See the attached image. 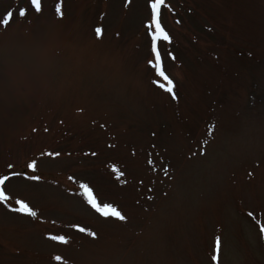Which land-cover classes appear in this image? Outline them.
I'll list each match as a JSON object with an SVG mask.
<instances>
[{"label":"rangeland","instance_id":"374dc122","mask_svg":"<svg viewBox=\"0 0 264 264\" xmlns=\"http://www.w3.org/2000/svg\"><path fill=\"white\" fill-rule=\"evenodd\" d=\"M29 2L0 0V187L36 217L0 204V264H214L217 239L264 264V0H165L176 99L151 0Z\"/></svg>","mask_w":264,"mask_h":264},{"label":"snow or ice","instance_id":"6c2138e0","mask_svg":"<svg viewBox=\"0 0 264 264\" xmlns=\"http://www.w3.org/2000/svg\"><path fill=\"white\" fill-rule=\"evenodd\" d=\"M29 7L35 11L36 14H40L42 12V3L41 0H30ZM147 7L150 9V21L148 24L145 25L146 29L148 30V35L151 37V51L155 55V62L151 65L156 70V75H158L162 81L165 83L158 84L157 87L161 88L163 91L172 94L173 93V84L172 81L165 75L162 69V61L159 51L157 50V42L163 41L165 43H171L169 35L164 30L161 24V10L162 8H168L165 0H151L148 3ZM171 10V9H169ZM61 9L59 6L56 7V13L59 15ZM26 13L24 11L19 12V17L24 18ZM12 20V13H8L2 21V25L6 28L9 25V22ZM99 29H97V33H99ZM172 99H176V96L172 94ZM48 155H52L49 153ZM27 168L30 172H35L37 170L36 164L31 163L27 165ZM112 171L114 173H118V170L113 168ZM16 176H21V173L17 172ZM24 179H33L31 176H24ZM117 178H119V174H117ZM10 177L5 176L3 179H0V186H4L6 181H8ZM80 188L83 189L84 199L87 205L100 217L104 219L113 218L115 220L123 221L125 217L121 215V213L110 204H104L98 201L96 196L94 195L93 191L85 184H81ZM11 197L6 194V191L3 187H0V204L4 205V207L8 208L9 211L12 212H19L22 215L35 218L36 213L32 211L29 206L22 202L21 200H15L12 207H9L8 202L10 201ZM18 205V207H16ZM75 231L84 233L88 236H91L95 239V235L92 232H87L83 227H77ZM261 232H264V228L260 229ZM47 239L54 241L59 244H68V240L65 239L63 236H49ZM214 255L212 256V261L214 264L217 262V257L220 253V240L217 239L215 241L214 247ZM59 259V258H57Z\"/></svg>","mask_w":264,"mask_h":264}]
</instances>
